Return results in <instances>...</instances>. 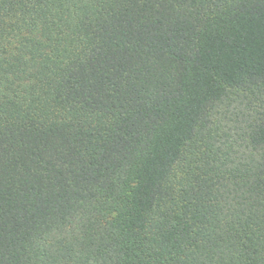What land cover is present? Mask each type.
I'll use <instances>...</instances> for the list:
<instances>
[{"label":"trees","instance_id":"1","mask_svg":"<svg viewBox=\"0 0 264 264\" xmlns=\"http://www.w3.org/2000/svg\"><path fill=\"white\" fill-rule=\"evenodd\" d=\"M0 264H264V0H0Z\"/></svg>","mask_w":264,"mask_h":264}]
</instances>
